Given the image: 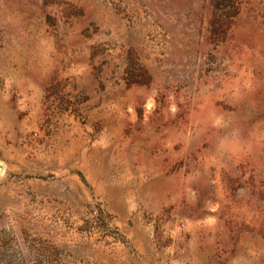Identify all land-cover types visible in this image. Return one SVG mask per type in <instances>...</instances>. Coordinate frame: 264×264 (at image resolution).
Listing matches in <instances>:
<instances>
[{
  "label": "rangeland",
  "instance_id": "374dc122",
  "mask_svg": "<svg viewBox=\"0 0 264 264\" xmlns=\"http://www.w3.org/2000/svg\"><path fill=\"white\" fill-rule=\"evenodd\" d=\"M0 264H264V0H0Z\"/></svg>",
  "mask_w": 264,
  "mask_h": 264
}]
</instances>
